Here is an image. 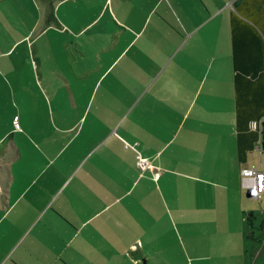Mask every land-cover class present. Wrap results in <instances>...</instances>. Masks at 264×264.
Masks as SVG:
<instances>
[{"label": "crops", "instance_id": "1", "mask_svg": "<svg viewBox=\"0 0 264 264\" xmlns=\"http://www.w3.org/2000/svg\"><path fill=\"white\" fill-rule=\"evenodd\" d=\"M235 1L0 0L6 37L19 38L0 40V53L24 44L18 70L38 72L16 80V126L0 134V264L159 262L160 217L194 211L196 181L228 190L235 167L240 178L245 164L237 144L228 147V132L237 136ZM66 4L73 7L60 15ZM87 56L96 62L84 63ZM47 68L59 78L46 73L47 87L68 94L36 93ZM226 86L233 96L224 111ZM137 152L162 170L157 178L150 168L141 173ZM222 210L204 212L211 233Z\"/></svg>", "mask_w": 264, "mask_h": 264}, {"label": "rangeland", "instance_id": "2", "mask_svg": "<svg viewBox=\"0 0 264 264\" xmlns=\"http://www.w3.org/2000/svg\"><path fill=\"white\" fill-rule=\"evenodd\" d=\"M7 1L11 2V0H5V3H8ZM70 7L73 6L68 4L62 6L59 10V14L61 15L64 10H68ZM22 12L23 15H25L26 9L22 8ZM9 20L10 19L7 15L0 13V29L4 30V32H0V40L4 44H6L7 39L12 41L19 40V38L15 37L10 39L6 37L9 29ZM14 31L15 30L11 31V33L17 35V32ZM61 35L62 34H60V36ZM186 38L187 36L183 38V43ZM154 44L159 45L160 42L158 41ZM172 45H176V43H173ZM86 48L90 49V46L88 45ZM71 49H73V47ZM6 50L7 49H5V51ZM25 50H27V48L24 47V44H21L19 47L15 48L14 53L8 55L0 53V80L4 79L6 81V83L0 84V98H6L3 100L0 99L1 135H4L5 132L12 130L13 127L15 128L16 126V124L13 123V97L19 93V87L17 86L16 80L22 77L25 81H27L30 79L31 75L34 76L38 73L37 71L32 70V67L30 70L28 68L25 72L21 67L18 70L16 65H25L27 63L25 56L21 54V52ZM95 51L90 52L95 54ZM188 51V44H185L184 48L181 49V55H186V53L188 54ZM42 56L43 61H50V64L53 63L51 62V56L49 54L42 53ZM55 56L58 62H62V65L64 64V61H66L64 54H61V58L60 53L55 54ZM16 58L17 60H15ZM103 58L104 59H101V62L106 64V62H109L108 60L110 55L107 57L104 55ZM82 59L84 63L96 62L94 58H90V56ZM14 60L16 62H14ZM30 62H32V58H30ZM14 66L17 68L15 69ZM39 72V77L44 81L41 86V91L38 90L36 93L68 94L63 88L56 89V85L54 86L53 91L52 88L47 87L48 81L45 75L46 73L49 77H55L53 80L54 82L59 81V78L55 76L52 69L47 68L43 71V75L41 70H39ZM26 86L31 88L29 85ZM224 91L225 99L223 101V107L224 111H226L231 101L228 97L233 96V87H231L228 91L226 86ZM228 93L229 95L227 96ZM231 108H233V104H231ZM217 128L218 127H215L214 130ZM228 138V147H231V151H236L237 136L234 133L232 134V132H228ZM19 140H21V138L17 137L16 142ZM8 143H10L9 139H7L3 144L6 145ZM243 164L256 165L259 168L264 169V154L260 151L259 146H256L247 153V160L245 163H242V165ZM213 184L214 183L212 181L205 183L196 181V188L198 189V192L194 211L191 212L183 210L182 212V210H178L179 207H177L170 211L168 210L165 215L160 217V221H164L163 228L165 231L161 236V239L165 240L162 243L163 249L159 254L160 256H158L159 262L156 261V257L152 256L148 259L147 264H243V242L241 236L239 235L240 226H242V212L250 209L264 210V191L261 193L259 198H248V191L243 184L241 174L239 178L236 167L233 174V182L228 190L217 185H215L217 187H214ZM167 197H170V194H168ZM186 201L187 199L183 197V206ZM197 208L199 210L198 218H196L195 215V210ZM214 208H220V211L223 208V210L220 214L221 221L217 229L218 232L216 231L215 233H211V230L216 228L210 226L211 215H206L204 212L207 211V209ZM163 228L161 226V229ZM148 244L149 243L147 242L145 245V253H152L153 251H149L148 247L146 249ZM140 264L143 263L140 262Z\"/></svg>", "mask_w": 264, "mask_h": 264}, {"label": "trees", "instance_id": "3", "mask_svg": "<svg viewBox=\"0 0 264 264\" xmlns=\"http://www.w3.org/2000/svg\"><path fill=\"white\" fill-rule=\"evenodd\" d=\"M230 21L237 156L244 163L256 146L264 154V0L235 1ZM242 217L243 264H264V210Z\"/></svg>", "mask_w": 264, "mask_h": 264}, {"label": "built area", "instance_id": "4", "mask_svg": "<svg viewBox=\"0 0 264 264\" xmlns=\"http://www.w3.org/2000/svg\"><path fill=\"white\" fill-rule=\"evenodd\" d=\"M253 127H256V123H253ZM259 149L261 151L260 147ZM136 164L141 173L148 168L153 170V174L156 178L162 171H155V168L152 166L150 160L139 152H137L136 155ZM240 174L249 196H251V198H259L261 193L264 191V169H261L256 165H245L241 167Z\"/></svg>", "mask_w": 264, "mask_h": 264}, {"label": "water", "instance_id": "5", "mask_svg": "<svg viewBox=\"0 0 264 264\" xmlns=\"http://www.w3.org/2000/svg\"><path fill=\"white\" fill-rule=\"evenodd\" d=\"M248 198H251V196H249Z\"/></svg>", "mask_w": 264, "mask_h": 264}]
</instances>
